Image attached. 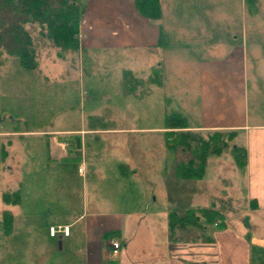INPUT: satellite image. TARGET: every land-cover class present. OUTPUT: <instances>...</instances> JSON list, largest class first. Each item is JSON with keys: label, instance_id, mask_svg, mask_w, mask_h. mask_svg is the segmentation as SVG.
Masks as SVG:
<instances>
[{"label": "rangeland", "instance_id": "1", "mask_svg": "<svg viewBox=\"0 0 264 264\" xmlns=\"http://www.w3.org/2000/svg\"><path fill=\"white\" fill-rule=\"evenodd\" d=\"M180 1L187 8L178 21L188 27L185 42L198 58L199 44L213 36L221 42L218 53L223 56V70L217 82L204 71L199 75L194 59L184 68L173 59L166 70L162 67L163 86L150 85L151 92L143 97L125 94L123 70L145 80L153 67L160 66L164 55L159 47H139L143 36L134 25L121 33L116 30L114 37H101L102 44L112 47L83 45L63 59L60 49L42 34L43 26L27 24L35 42V70L23 68L17 56L0 48V210L15 216L9 239L0 231V264H83V252L73 241L75 226L70 225L71 237L62 239L60 247L61 239L48 235L49 222L93 212L94 201L103 198L126 197L130 203L133 196L151 199L153 192L160 202L161 191L168 189L169 206L183 218L182 224L175 222L177 242L184 241L195 250L204 240L202 230L211 239L224 231L233 232L245 240L247 249L227 247V255L224 247H219L221 259L227 264H264V210L251 214L248 221L243 214L223 221L220 229L201 216H185L183 208L189 201L183 189L192 184L174 176L175 164L194 157L199 134L194 132L188 144L177 140L167 146L164 140L170 125L182 131V126L198 125L201 120L241 123L245 115L250 124L264 123V0ZM97 30L110 33L114 26L101 23ZM208 86L217 88L218 105L223 109L214 115L200 107L201 97L212 95ZM141 90L139 86L138 92ZM112 126L114 129L88 130ZM52 130L84 131L58 134ZM80 135L85 163L82 174L77 172L75 160L64 169L46 166L47 156L74 155L71 141ZM244 144L239 132L228 141V148ZM120 165L127 169V175L111 178L112 170ZM89 169L95 171L94 179ZM163 176L168 189L161 188ZM174 177L179 180L175 184ZM212 190L207 189L205 196L197 192L198 200L204 197L202 206L209 208L210 202L216 201V191ZM13 191L19 192L20 203L4 204L3 193ZM216 208H221L218 203ZM8 240L12 243L9 248ZM206 252L212 254L211 249Z\"/></svg>", "mask_w": 264, "mask_h": 264}, {"label": "crops", "instance_id": "2", "mask_svg": "<svg viewBox=\"0 0 264 264\" xmlns=\"http://www.w3.org/2000/svg\"><path fill=\"white\" fill-rule=\"evenodd\" d=\"M79 3L80 0L77 1L79 7L78 48L83 45L91 48L112 47L102 44L101 37H114L117 35L116 30L121 33L125 29H130L131 25H134L143 36L142 44L139 47L154 49L159 47L160 51L164 53L161 56L160 66L158 65L161 70V85L159 86H163L164 81L163 75L165 72L162 67L166 70L173 59L180 68H184L189 59H194L198 74L201 75V72L204 71L209 74L213 82H217L218 77H221L223 56L218 53L222 48L220 40L213 36L208 42L205 41L204 44H199L201 45V52L198 58V53H194V50L192 51V48L185 42L186 28L188 27L180 25L181 19L178 21V18H183L182 13L187 8L186 5L182 6L181 1L179 3V0H167L166 4L165 0H160L161 16L159 19H149L141 15L136 10L134 0H85L83 6ZM101 23L113 25L114 30H111L110 33L108 31H98L97 28ZM113 47L118 46L114 45ZM70 52L74 51H67L65 55H62L63 59L68 57ZM218 55L221 58L218 59ZM218 61L220 62L218 63ZM131 73L134 76L132 71ZM150 85L154 86L155 84L147 85L151 92ZM196 88L198 89V86ZM207 91L212 95L208 99L201 97V109H204V111L208 110L210 115L213 112L222 111L221 105H218L219 95L217 88L208 86ZM109 129H114V127H91L88 130ZM181 129L183 131H192L193 133L197 132L203 136L207 132L212 131L231 132L233 134L231 142L237 138L240 132V135L245 139L244 147L233 146L243 148L239 165L236 164L230 152L233 147L229 146L221 154L209 155L206 158L204 173L200 179H183L185 181L191 180L187 182L192 184V187L188 185L184 186L183 189V196L188 198L189 201L188 206L183 208L184 212L188 209L206 208L201 205L204 197H202V200H198L197 192L199 191L200 194H203L202 196H205L209 188H213L217 195L216 201H211L209 205L223 213V221L241 214L245 215L248 221L251 214L256 215L257 211L264 210V123L250 124L248 117L245 115L244 121L241 123H226L225 121L219 123L215 122V120H201V124L182 126ZM172 130L178 131L176 127ZM82 131L84 130H52L51 132L58 134H77L79 132L81 134ZM71 143L74 155L47 156L44 158L46 166L52 169H64L65 164H74L71 160H75L77 172L80 173L78 167L81 165L84 168L83 164H85L82 160L81 135L78 138H74ZM86 168L87 166H85V170ZM119 168L118 170H112L113 175L111 174V178L119 179L127 175L126 168H123L122 165ZM89 173L92 179L96 177L94 170L89 169ZM174 176H177L176 173H174ZM162 180L161 188L164 189L166 186V189H168V184L166 185L165 183L166 176H163ZM178 181L174 177L173 183L175 184ZM123 182L120 181L118 183L122 185ZM150 184L155 186L154 182ZM122 186L125 187L126 184ZM116 187L118 188V186ZM166 192L161 191L160 202L153 195V192L151 199L133 196V200L130 203H128L126 197L118 199L103 198L100 200L101 202L94 201L95 210H92L93 212L72 214L67 216L63 222H49L48 226L62 224L75 226L74 236L77 234L73 241L77 244L78 249L83 252V264H202L203 262H208V264H227V261L225 259L223 261L220 254H217L219 247H224L227 255H230L227 247L241 245L244 246L245 250L247 249L245 240L229 231L219 233L217 237L215 234L214 239L206 235L204 230L200 231V235L204 237V240L197 244V249L195 250L184 243V241L183 243L177 242L175 223L173 222L171 225L169 221V213L176 212V210H174V207H170L171 201L167 194L168 192ZM19 203L20 200L17 204ZM142 203L143 205H141ZM216 203L221 208H216ZM8 204L16 205L13 203ZM97 205L102 207V209L98 208ZM3 211L7 210H0V231L3 236L9 239V235L14 230L15 216L8 211L12 218L11 232L8 235H4L3 228H1ZM234 211L236 212L234 213ZM195 214L197 215V212ZM154 231H158L159 234H155ZM112 232H115L117 236L114 237L119 238L121 241L120 254L116 260H113L109 254V239L114 237L105 238L107 233ZM71 234L70 230L68 236L58 237L61 239L59 240L60 247H62V239H69ZM76 238H79V240ZM177 244L178 246H176ZM7 246L8 248L12 246L11 240L7 241ZM208 249L212 250V254L206 252Z\"/></svg>", "mask_w": 264, "mask_h": 264}, {"label": "trees", "instance_id": "3", "mask_svg": "<svg viewBox=\"0 0 264 264\" xmlns=\"http://www.w3.org/2000/svg\"><path fill=\"white\" fill-rule=\"evenodd\" d=\"M136 10L149 19H159L161 16L160 0H134ZM79 7L77 0H0V48L9 55L18 57L20 65L29 70L37 68L35 42L26 29L27 24L37 23L44 27V36L54 47L60 49L59 57L65 51L78 49ZM161 85V70L153 67L147 79L143 80L132 75L130 70H123L122 91L125 94H133L142 97L149 94L147 85ZM142 86L140 92L138 87ZM99 117V116H98ZM165 134V144L170 145L171 141L188 144L187 139L192 138L195 133L192 131H173L175 126H168ZM199 134V133H197ZM233 134L226 131L207 132L205 136L198 135V144L195 148L194 157L185 163H179L175 167V173L183 179H200L204 173L205 161L209 155H219L228 148V141L232 140ZM231 154L237 165L241 163L242 147H233ZM20 195L18 191L5 192L2 195L4 203L17 204ZM197 212V215L195 214ZM194 214L195 218L201 216L208 224L217 229L223 225L224 215L220 211L209 208L188 209L184 215ZM3 234L11 232V215L8 211L2 213ZM200 218V217H198ZM219 219L220 223L213 225L214 220ZM169 221L182 224L183 218L176 212L169 213ZM117 236L115 232L107 233L106 237Z\"/></svg>", "mask_w": 264, "mask_h": 264}, {"label": "built area", "instance_id": "4", "mask_svg": "<svg viewBox=\"0 0 264 264\" xmlns=\"http://www.w3.org/2000/svg\"><path fill=\"white\" fill-rule=\"evenodd\" d=\"M78 171L82 172L83 167L80 165L78 167ZM219 221H215L214 224L216 225ZM70 231V226L69 225H49L48 227V234L51 237L55 236H68ZM109 245H110V257L113 260H116L119 257L120 254V249H121V242L118 238H111L109 240Z\"/></svg>", "mask_w": 264, "mask_h": 264}]
</instances>
